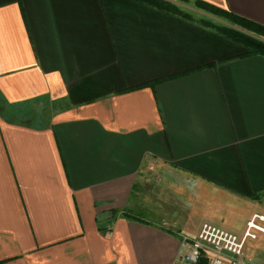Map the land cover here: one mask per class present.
<instances>
[{"label":"crops","instance_id":"obj_1","mask_svg":"<svg viewBox=\"0 0 264 264\" xmlns=\"http://www.w3.org/2000/svg\"><path fill=\"white\" fill-rule=\"evenodd\" d=\"M202 1L264 25V0ZM246 50L139 0H0V264H185L209 218L241 234L264 213V55ZM146 160L211 211L126 216Z\"/></svg>","mask_w":264,"mask_h":264},{"label":"rangeland","instance_id":"obj_2","mask_svg":"<svg viewBox=\"0 0 264 264\" xmlns=\"http://www.w3.org/2000/svg\"><path fill=\"white\" fill-rule=\"evenodd\" d=\"M171 1L182 10L190 12L194 18L201 19L204 16L213 24L216 22L232 25L231 20L224 13L212 11L211 8L206 5H200L195 0ZM210 27L215 28L213 26ZM196 186V184H192L189 181L186 182L185 179L174 173L172 165L157 160H146L141 168L137 186L124 210L125 214L130 217L136 216L151 221L171 222L173 224L176 220H181V216H185L189 212L191 215L194 214L192 219L196 220L199 217L197 215H204L211 211L209 207H204L205 203L200 198L197 202L192 203L193 205L190 208L187 206V208H184L185 204L189 206L187 203L189 199L185 197L187 196L186 194L193 193ZM218 212L222 215L220 209H218ZM209 221L229 229L234 228L237 232L242 229V222L236 218L233 220L236 226L230 224L232 217L227 216V213L215 219L209 218ZM168 227L173 228L174 226L169 225ZM260 242L261 240H258L254 244L257 245ZM250 258L252 259L251 264H254V258L251 256Z\"/></svg>","mask_w":264,"mask_h":264},{"label":"built area","instance_id":"obj_3","mask_svg":"<svg viewBox=\"0 0 264 264\" xmlns=\"http://www.w3.org/2000/svg\"><path fill=\"white\" fill-rule=\"evenodd\" d=\"M264 234V213L255 212L247 220L241 234L220 225L204 222L195 235L184 234L181 255L185 264H198L207 258L209 264H251L247 245Z\"/></svg>","mask_w":264,"mask_h":264},{"label":"trees","instance_id":"obj_4","mask_svg":"<svg viewBox=\"0 0 264 264\" xmlns=\"http://www.w3.org/2000/svg\"><path fill=\"white\" fill-rule=\"evenodd\" d=\"M139 1H142L149 5H153L160 9L185 15L189 18H194V16H192L190 12L186 10H182L178 5L173 3L171 0H139ZM196 2L200 5H206L207 7L211 8L212 11L220 12L222 14L224 13L229 18V20H231L232 25L216 23V22L215 24H213L209 22L210 20L204 16L201 19H199L201 23L207 26H213L216 28V30H218L228 38H231L234 41L243 44L247 49L246 52L243 54L244 56L255 55V54L264 55V25L254 22L238 14H235L231 11L224 10L220 7L209 4L205 1L196 0ZM150 83L152 82H146L142 85H148ZM116 212H115V216H116ZM100 229L103 231H107L109 230V227L107 226L105 227L101 225ZM198 264H209V260L204 257L199 261Z\"/></svg>","mask_w":264,"mask_h":264}]
</instances>
